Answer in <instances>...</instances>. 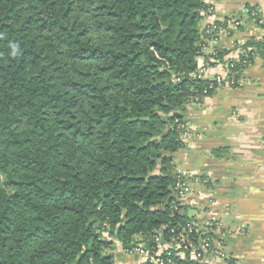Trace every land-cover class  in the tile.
<instances>
[{"label": "trees", "instance_id": "16d2710c", "mask_svg": "<svg viewBox=\"0 0 264 264\" xmlns=\"http://www.w3.org/2000/svg\"><path fill=\"white\" fill-rule=\"evenodd\" d=\"M209 10L206 0H0V264H115V241L157 253L195 223L174 155L188 106L217 86L193 77ZM244 46L264 54V40ZM252 62V51L230 62L235 85Z\"/></svg>", "mask_w": 264, "mask_h": 264}, {"label": "crops", "instance_id": "0c3cea01", "mask_svg": "<svg viewBox=\"0 0 264 264\" xmlns=\"http://www.w3.org/2000/svg\"><path fill=\"white\" fill-rule=\"evenodd\" d=\"M206 3L210 10L201 30L216 29L210 38L204 34L199 67L208 69L205 80L221 76L224 83L188 106L191 137L174 155L176 172L187 174L192 189L181 205L185 214L195 211L188 216L224 249L227 260L209 254L211 264H264V54L244 46L264 40V0ZM223 50L229 53L222 61L206 59ZM247 51L253 52V62L231 85L236 75L230 62ZM113 255L117 264H143L140 255L122 248Z\"/></svg>", "mask_w": 264, "mask_h": 264}, {"label": "built area", "instance_id": "2783aa9c", "mask_svg": "<svg viewBox=\"0 0 264 264\" xmlns=\"http://www.w3.org/2000/svg\"><path fill=\"white\" fill-rule=\"evenodd\" d=\"M215 27H207L204 31L205 35L210 36L215 32ZM208 73L207 67H200L197 74L193 75L194 78L202 79ZM214 85H221L224 83V78L217 76L213 81ZM231 85L235 84V79L229 80ZM213 87V86H212ZM211 87V88H212ZM183 133V139L191 137L190 129L186 126ZM179 182L177 184L178 198L182 203L192 192L190 184L187 182L188 176L185 173H178ZM175 230L173 229L172 232ZM209 232L205 231L200 225L196 223L188 224L182 232L178 234L176 238L170 242V244L160 243V239L157 238L156 242L160 243V248L157 253L148 250L144 244L135 248L130 254H138L142 257L143 264H176L171 258L172 253L169 250L177 252L180 250L181 258H184V253L189 251L193 260H196L202 264H211L207 257L209 254L214 255L221 261L227 260V255L222 247L217 248L214 245L212 238L208 237ZM191 235L194 236L191 240ZM196 238V242H195Z\"/></svg>", "mask_w": 264, "mask_h": 264}, {"label": "rangeland", "instance_id": "374dc122", "mask_svg": "<svg viewBox=\"0 0 264 264\" xmlns=\"http://www.w3.org/2000/svg\"><path fill=\"white\" fill-rule=\"evenodd\" d=\"M121 245L118 241H115V250L114 253H117L119 250H121ZM118 262H115V264H117Z\"/></svg>", "mask_w": 264, "mask_h": 264}, {"label": "water", "instance_id": "95a60500", "mask_svg": "<svg viewBox=\"0 0 264 264\" xmlns=\"http://www.w3.org/2000/svg\"><path fill=\"white\" fill-rule=\"evenodd\" d=\"M191 213L193 214V213H195V211H192V212H188L187 214L191 215Z\"/></svg>", "mask_w": 264, "mask_h": 264}]
</instances>
